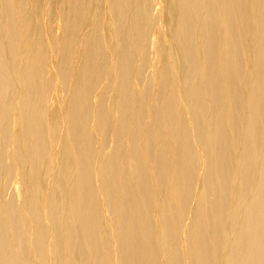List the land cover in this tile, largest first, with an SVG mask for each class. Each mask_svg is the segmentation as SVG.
<instances>
[{
  "label": "bare ground",
  "instance_id": "obj_1",
  "mask_svg": "<svg viewBox=\"0 0 264 264\" xmlns=\"http://www.w3.org/2000/svg\"><path fill=\"white\" fill-rule=\"evenodd\" d=\"M0 264H264V0H0Z\"/></svg>",
  "mask_w": 264,
  "mask_h": 264
},
{
  "label": "rangeland",
  "instance_id": "obj_2",
  "mask_svg": "<svg viewBox=\"0 0 264 264\" xmlns=\"http://www.w3.org/2000/svg\"><path fill=\"white\" fill-rule=\"evenodd\" d=\"M54 30H55V33L58 35L59 34V28L57 25H54ZM166 41H168V38H165ZM20 199V197H18Z\"/></svg>",
  "mask_w": 264,
  "mask_h": 264
}]
</instances>
